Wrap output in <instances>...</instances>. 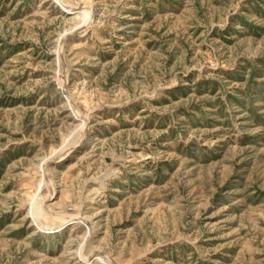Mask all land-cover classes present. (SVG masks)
Masks as SVG:
<instances>
[{"label":"rangeland","instance_id":"1","mask_svg":"<svg viewBox=\"0 0 264 264\" xmlns=\"http://www.w3.org/2000/svg\"><path fill=\"white\" fill-rule=\"evenodd\" d=\"M0 264H264V0H0Z\"/></svg>","mask_w":264,"mask_h":264},{"label":"bare ground","instance_id":"2","mask_svg":"<svg viewBox=\"0 0 264 264\" xmlns=\"http://www.w3.org/2000/svg\"><path fill=\"white\" fill-rule=\"evenodd\" d=\"M101 193L102 192H100L99 190H95V191H93L92 193H91V200L93 201V200H96V199H98V198H100L101 197Z\"/></svg>","mask_w":264,"mask_h":264}]
</instances>
